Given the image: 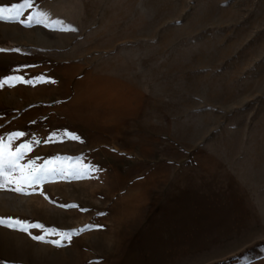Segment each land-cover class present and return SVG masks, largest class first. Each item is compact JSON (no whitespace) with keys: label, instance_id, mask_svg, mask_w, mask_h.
Returning a JSON list of instances; mask_svg holds the SVG:
<instances>
[{"label":"rangeland","instance_id":"rangeland-1","mask_svg":"<svg viewBox=\"0 0 264 264\" xmlns=\"http://www.w3.org/2000/svg\"><path fill=\"white\" fill-rule=\"evenodd\" d=\"M27 3L0 19V141L48 171L0 179V217L42 226L0 224V264H264V0Z\"/></svg>","mask_w":264,"mask_h":264},{"label":"snow or ice","instance_id":"snow-or-ice-1","mask_svg":"<svg viewBox=\"0 0 264 264\" xmlns=\"http://www.w3.org/2000/svg\"><path fill=\"white\" fill-rule=\"evenodd\" d=\"M25 6L30 8L32 5L27 3V0H26V5H21L20 7L13 6L11 9H0V19H5L6 18V17H4L2 15V13L4 11H11L13 13V16L12 17H8V18H16V17H18L19 15H21V8H23ZM31 22H37L38 23L39 21L36 20L35 17H29V23H31ZM15 135L19 136V135H23V134L22 133H18V134H15ZM75 138L76 137H72V139H75ZM21 147L22 148H27L28 146L27 145H23ZM4 148H5V146L3 145L2 141H0V158H4L5 159V162L10 166L11 171H19V173H20V176H19L18 180L14 179V178H11L10 175H5L3 173H0V179H2L5 184L12 185V184L15 183L17 185L16 187H14L12 189L13 191L23 192L25 187H29V186H33V185L38 184L39 181H40V176L38 175V173L44 172V171H48L47 168L42 167V168H32V170L30 172L25 173L24 168L22 166H20L19 163H18V161L23 158L24 152L20 148H18L15 153H11V152H7L6 153L4 151ZM29 167H31V166L29 165ZM11 219L12 218H10V217H8V218L0 217V224L7 223V225L9 227H15L17 225H20V224L24 223L25 227H23L21 229L22 231H28L29 227L42 228V226L39 225V224L27 225L26 222H22V221H16L15 225H13L11 223ZM33 239L44 240L45 236H43V235L35 236V237H33ZM54 243H58V242L54 241Z\"/></svg>","mask_w":264,"mask_h":264},{"label":"crops","instance_id":"crops-1","mask_svg":"<svg viewBox=\"0 0 264 264\" xmlns=\"http://www.w3.org/2000/svg\"><path fill=\"white\" fill-rule=\"evenodd\" d=\"M92 14L93 13H88L87 11L83 10L80 14H78L79 16L77 19L68 18L67 21L62 24V26H67L66 33L70 35H76L80 32H85L88 27H93V25H96L95 14ZM69 48L71 49V47ZM70 49H68L69 51L65 50L69 57L74 56L72 50Z\"/></svg>","mask_w":264,"mask_h":264}]
</instances>
